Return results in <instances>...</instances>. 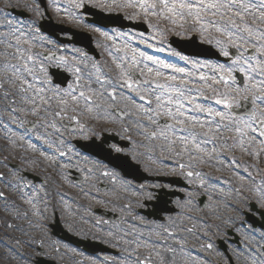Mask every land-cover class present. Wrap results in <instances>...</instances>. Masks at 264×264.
Wrapping results in <instances>:
<instances>
[{"label":"snow or ice","instance_id":"obj_1","mask_svg":"<svg viewBox=\"0 0 264 264\" xmlns=\"http://www.w3.org/2000/svg\"><path fill=\"white\" fill-rule=\"evenodd\" d=\"M33 4L36 5L35 8L31 5L28 7L37 15H43L40 8L41 0H33ZM76 6L84 7L83 0H80ZM101 6L139 9L146 17L149 15L166 17L173 23H175L173 17L182 19L190 17L200 24L199 30L202 33L207 32L210 27L214 28L217 33L227 37L228 45L237 49L235 53H230L224 41H216L220 53L230 58V64L211 65L206 61L192 60L181 53L175 54L177 62H171L149 55L139 50L138 47L132 48L128 41L136 38L128 34L124 48H130L132 55L128 56L125 53L123 56L115 57V61H118L116 63L118 80L108 76L104 79L96 78L95 83L104 90L101 95L106 94L110 100L115 101L119 91L122 98H127L133 103H137L138 100L144 115L151 124L157 125L159 135L172 147H175L176 141H179L184 146L183 150L189 151L187 146L191 144L195 151L203 152L211 157L207 145L211 143L212 151H216L214 138L218 134L235 131L243 137L251 131L253 135L248 141L249 146L254 147L252 141H255L261 150H264V42H260L264 41V30L253 28L245 19L246 15H252L264 23V0H259V3L256 0H106V3ZM257 12L258 17H256ZM137 14L133 13V15ZM32 27L35 25L29 26V30ZM244 33H247V36ZM10 35L15 43L7 37L0 38V45H4L6 49L0 55L12 60H24V52L19 44L21 41L29 42L28 30L12 28ZM104 35L111 38L107 32ZM143 35V33L140 34L137 44L143 41ZM253 37H258L259 41L253 42ZM145 43L149 48L153 47L150 41H145ZM241 45L254 48L255 53L248 52L247 48L241 50ZM9 49H15V51H9ZM155 51L162 52L164 49L156 47ZM33 59L31 56L27 57L28 61ZM45 59L54 58L45 57ZM5 68L11 69L12 78L0 82V89L3 90L2 98L9 100L10 105L7 111L17 122V128L22 129L19 133L20 139L35 149L37 145L30 133L39 125L29 123L28 126H24V121L17 115L16 102L11 100L9 89L5 87V84H15L20 81L17 87L18 92L26 93L33 89L32 82L26 78V74L32 73V67L24 63L6 64ZM234 73H240L243 76L241 84H237L238 77ZM214 84H222L225 89H232V92L213 88ZM108 88L111 90L108 91ZM205 88H213L216 98L212 102H202L207 101ZM124 89L128 90L127 93L123 91ZM42 92L43 89L36 91L31 96H25L24 100L31 105L27 109L28 113L47 120V117L42 116L41 113L50 111L44 105L50 104L51 101L45 98ZM233 92L235 95L232 94ZM130 93L138 95L132 96ZM249 93H251L250 96ZM241 94H243L247 107L244 104L233 103ZM80 96L83 97L84 93L81 92ZM153 100L155 101L154 106ZM234 108H242L243 111L237 113L233 111ZM257 109L260 111L258 112ZM19 111H24V109ZM60 114V112L52 113L54 117H59ZM161 116H166L173 123L160 122L159 117ZM189 125L193 129L199 127L207 131L203 134L197 133L186 127ZM61 126L68 127L67 125ZM44 127L55 129L56 125L45 123ZM142 127H148V125H142ZM156 134L155 130L151 133L153 137ZM240 143L243 145V139ZM114 151L120 152L121 149L114 147ZM190 155L194 158L195 152H190ZM250 155H259V152L252 151ZM188 175L191 176L192 172H188ZM3 198V194L0 193V199ZM208 247L211 248V244ZM44 255V252L37 249V256ZM36 264H45V261L37 260ZM137 264H151V261L149 257H145L144 260L138 259Z\"/></svg>","mask_w":264,"mask_h":264},{"label":"rangeland","instance_id":"obj_2","mask_svg":"<svg viewBox=\"0 0 264 264\" xmlns=\"http://www.w3.org/2000/svg\"><path fill=\"white\" fill-rule=\"evenodd\" d=\"M73 2L77 4L78 1L73 0ZM256 2L259 3V0H256ZM0 3L3 4V6L0 7V38L7 37L9 40H12V42L15 43L14 38L10 35V30L12 28H15V26H14V22L15 21H13V19H11L9 17V15H7V13H5L4 9L6 7H8V6H10V7L14 6L17 9H19L20 7L27 8L28 7V2H27V0H0ZM102 3H106V0H101L100 4L102 5ZM75 5H68V7H73ZM258 16H259V13L257 12L256 13V17H258ZM245 19H246V21L248 23H250V25L253 28H259L260 30H264V23L260 22L254 16L246 15ZM9 20H11V24H9ZM209 30L215 31V29L211 28V27L209 28ZM245 36H247V34H245ZM225 38L227 39V37H225ZM252 39H253V42L259 41V39H257V37H253ZM31 40H33V39L29 38V42L21 41L20 44H19V47L22 44L23 45H31L32 44L30 42ZM260 42H264V41H260ZM244 46L245 45H241V48L244 49L245 48ZM247 47H249V46H247ZM20 48L23 49V47H20ZM5 50H6L5 46L4 45H0V53L4 52ZM9 51H15V49H9ZM27 54H28V50H25L24 51L25 59L22 60V61L21 60H12L11 58H6V57L0 55V82L12 78L11 69L10 68L6 69L5 65L6 64H9V65L10 64H24V63H26ZM20 83H21L20 81H17L15 84H5V87H7V88H13L14 87V89H15ZM15 100H16L15 107L18 110L17 111V115L20 116L23 111H19V110L20 109H25V102L22 101V97H17ZM9 105H10V103L7 100H4V99L0 98V117H2L4 119H7V120H10V119L13 120V117L7 111ZM80 137L84 140L87 137V135L83 134ZM162 148H163V146H162ZM253 151H260V146L259 145L254 146V150ZM146 152H149V149H146ZM4 153H7V152H5L4 149H0V155L3 156ZM7 156L11 157V153H7ZM242 156L244 158L247 157V155H243V153H242ZM259 156H261V157L257 158V160H253L252 161L254 163V165H252V167L249 166L252 162L249 163V165H244L242 162H239L238 165H237V169L239 171L245 173L246 175L248 174V177L254 179L255 177H257V174H258V172L256 171L255 166L256 165L258 166L259 164L262 165L264 163L263 152L259 153ZM10 162H13V161L10 160ZM206 166L209 167L210 165H206ZM248 166H249V169H248ZM262 173H263L262 177H264V172H262ZM239 176H241V175H239ZM239 176H237V175L234 176V178L237 180V183H238V184H236L237 186H240L239 183H249L250 179L248 177H246L247 178V181H246L243 176H241V177H239ZM20 181H22V180H20ZM192 182L194 184L196 182V180L192 181ZM263 186H264V184H263ZM206 187L209 188L210 186H206ZM2 189H5V187H3ZM240 189H242V188L241 187L237 188L238 192L241 194ZM262 190H264V188H262ZM262 192L264 193V191H262ZM36 202H38V201H36ZM38 203H40V202H38ZM40 206H46V202L43 201L40 204L35 205L34 207H32L31 208L32 210H30V212L28 214V218L29 219H33V220L36 219V218L40 219L41 215L37 214V210H36L37 209L36 207H40ZM1 207L2 206L0 204V208ZM22 207L24 208V206H22ZM85 211H86V209H85V207H83V208L75 210L74 213L76 215H79V214L84 213ZM77 217L78 216L74 215V218L72 219L73 223L76 224V226H78V227H80V226L83 227L82 231H83L84 237H86L87 234L89 236H94L95 238L104 236L99 230H96V229H94L92 227H89L90 225H88L86 220H87V218L91 219V215L85 214V215L82 216V218L79 217L80 221H78L79 218H77ZM15 220L16 219H14V217L11 218V219L4 220V222L2 223V227L0 228V239H1L0 240V264H13V262H12L13 260H15L16 262H19V263H25L19 258V256H17V252L21 253L22 251H24V252L26 251L25 253L28 254L29 257H27V260L33 259V256L37 257V252H35V254H33V251L31 249V247H29L28 245H23L22 248H21L22 251L20 250V248L17 245H11L12 239H11L10 236L7 237V235H9V233H8L9 226L10 225H14V224L17 223ZM17 231L18 230L14 231V233H17ZM9 245H11V246H9ZM41 245H42L41 248L48 250L49 256L52 257L51 253L53 254L54 251L52 249L50 251V248H51L50 243L49 242L41 243L40 246ZM12 248H14L17 252H15ZM31 254H33V256H31ZM57 255L58 254H54V257L56 258ZM253 264H256V259L253 261Z\"/></svg>","mask_w":264,"mask_h":264},{"label":"flooded vegetation","instance_id":"obj_3","mask_svg":"<svg viewBox=\"0 0 264 264\" xmlns=\"http://www.w3.org/2000/svg\"><path fill=\"white\" fill-rule=\"evenodd\" d=\"M72 69H75L76 72H78V68L73 67ZM155 105V101H153V106ZM166 117V116H161L159 117V120L161 122V120ZM122 121H125V123H127V126L129 125V129H130V133L135 134V135H141L142 131L146 129H149L148 132L145 133V136L147 138H150L153 140V146H154V150L156 151V155L160 152V151H164V148H162V145H166V152L165 154L167 155V158L171 155H175L176 157H180V154H174L169 153L167 150L173 148L172 146L169 145L168 141L164 140L160 135H159V131L157 129V125L155 124H151V122L149 121V123L144 122V120H148L147 117L144 115V113L142 112H136L134 114H129V113H123L122 115ZM61 119H63V117H61L60 119L57 120V126L55 129L53 128H49V127H44L45 123H48L45 120H42L41 123L39 124V127L37 129L38 134H40V139L45 143V144H50L51 142H56L57 140L60 139V137H62V133L65 131L67 135H73L74 133L76 134L78 131L84 132L85 128L83 126L87 125V119L83 118V116L81 117V122L79 124V128L77 129H72L71 127H69L66 123L62 124V125H67L68 127H62L60 124ZM66 121L70 122L69 120H67V118H65ZM114 121L111 120L109 118V116H105L102 115L100 116L99 120H93L92 122H90V124L88 125L87 130L84 133H87L88 138H94L97 133H98V125L99 123H103V124H108V123H113ZM50 123H54L55 122H50ZM77 123V122H76ZM142 125H148V127H142ZM70 130H73V133L70 132ZM156 131L157 134L155 137H153L151 135V133L153 131ZM127 128L125 127V130H123L122 133H127ZM118 140L122 141L123 139L116 136ZM128 146L125 150V148L118 146V145H114V147H119L121 149V153L127 152L131 150L130 147V142H128ZM189 170L184 169V168H168L166 175L169 176H177L179 178L184 177V176H189L188 175ZM182 179V178H181ZM183 180V179H182ZM181 181V180H180ZM185 181V179L183 180ZM183 181H181V185H183L184 187H188ZM186 182V181H185ZM131 190V189H130ZM134 194L130 192L129 196H133ZM115 196L118 198L119 196L117 194H115ZM177 204L174 203L173 205L175 206ZM142 218V217H141ZM172 218V217H169ZM143 220H145L144 218H142Z\"/></svg>","mask_w":264,"mask_h":264}]
</instances>
